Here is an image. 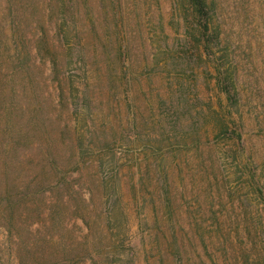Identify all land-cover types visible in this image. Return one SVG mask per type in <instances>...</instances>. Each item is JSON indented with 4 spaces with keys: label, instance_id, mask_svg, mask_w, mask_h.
Listing matches in <instances>:
<instances>
[{
    "label": "rangeland",
    "instance_id": "obj_1",
    "mask_svg": "<svg viewBox=\"0 0 264 264\" xmlns=\"http://www.w3.org/2000/svg\"><path fill=\"white\" fill-rule=\"evenodd\" d=\"M210 1L206 59L187 0H0V264H264V0Z\"/></svg>",
    "mask_w": 264,
    "mask_h": 264
},
{
    "label": "trees",
    "instance_id": "obj_2",
    "mask_svg": "<svg viewBox=\"0 0 264 264\" xmlns=\"http://www.w3.org/2000/svg\"><path fill=\"white\" fill-rule=\"evenodd\" d=\"M189 4V9L193 15V20H196L195 30L191 32V35L196 40L197 48L200 51V55L206 59L210 58L214 53L215 39H218V30L214 24V8L213 3L210 0H187ZM182 14V13H181ZM180 14V16H181ZM113 42V41H112ZM112 42L109 45L112 46ZM221 43V41H220ZM224 57V56H223ZM54 62L57 64L58 60L54 59ZM220 73H223L220 71ZM231 87H221V90L225 91L228 96L231 98ZM224 129L225 125L220 123ZM166 240H170L169 235H165ZM177 236L172 235V240H176ZM175 254V253H174Z\"/></svg>",
    "mask_w": 264,
    "mask_h": 264
}]
</instances>
